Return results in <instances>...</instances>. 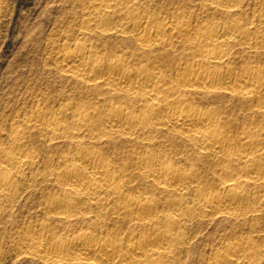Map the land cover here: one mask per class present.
<instances>
[{
	"label": "bare ground",
	"instance_id": "obj_1",
	"mask_svg": "<svg viewBox=\"0 0 264 264\" xmlns=\"http://www.w3.org/2000/svg\"><path fill=\"white\" fill-rule=\"evenodd\" d=\"M236 1L217 0L210 5L232 15ZM89 3L83 16L93 30L128 35L143 51L179 47L190 51L204 67L181 68L178 83L166 87L167 78L144 66L130 67L125 58L111 59L104 65L97 60L95 50L84 43L60 52V66L66 75L91 90L104 87L111 96H125L138 105L141 113L134 114L127 107L110 103L103 114L95 108L76 106L61 108L56 113L38 111L31 116L35 126L32 128L38 126L50 142L72 144V149L55 160L56 165L51 164L45 170V175L61 191L49 202L52 215L68 221L85 219L91 230L59 237L50 225L40 223L28 230L16 247L50 264H173L188 243L183 230L195 215L239 220L252 212L251 203L260 200L246 186L264 187V124L260 122L259 127L254 124L256 128L248 129L233 141L224 134L215 114L195 110L180 95L181 91L221 90L248 97L264 86V78L257 77L255 71L247 69L236 74L222 63L227 48L224 44L236 42L238 37L247 38L250 31L236 19L200 26L199 22L191 23L180 15L158 23L131 9L138 0H89ZM258 21L264 31V17ZM18 130L12 127L14 150L0 149V200L12 201L16 197L12 172L19 173L36 158L26 149ZM159 133L179 136L208 160L224 159L220 168L223 177L219 174L218 179L223 191L199 190L195 170L175 168L165 153L156 150L159 153L155 154L151 150L152 153L136 155L133 159L136 167L132 170L167 195L166 205L159 206L158 201L148 196L131 195L127 191L126 172L115 171L117 167L105 157L109 145L114 140L127 139L151 149L154 136ZM104 142L107 145L102 146ZM190 191L193 197L189 205L182 196ZM109 221L111 231L96 230ZM253 256L249 244L235 242L225 245L209 264H251Z\"/></svg>",
	"mask_w": 264,
	"mask_h": 264
},
{
	"label": "rangeland",
	"instance_id": "obj_2",
	"mask_svg": "<svg viewBox=\"0 0 264 264\" xmlns=\"http://www.w3.org/2000/svg\"><path fill=\"white\" fill-rule=\"evenodd\" d=\"M216 1L138 0L131 9L158 23L182 15L191 23L199 22L200 26L228 23L232 19L244 26L246 24L245 28L250 31L247 38L238 37L236 42L224 44L228 49L222 58L223 66L236 74L252 70L257 77L264 78V31L258 26V20L264 17V0H237L232 15L210 5ZM89 5V0H0V149L14 150L11 132L12 127H16L20 129V137H24L26 149L36 157L32 163L23 166L21 173L12 172L17 186L16 197L12 201L0 200V264H50L16 247L21 237L40 223L50 225L54 235L59 237L91 230L85 219L68 221L54 217L49 209V202L61 191L45 175V170L51 164L56 165L55 160L72 149V144L70 141L52 143L38 126V129L32 128L35 126L31 118L36 112L56 113L61 108L82 106L89 110L95 108L103 114L110 103H115L133 110L134 114L141 113L138 105L125 96H111L104 87L91 90L66 75L60 66V52L73 50L77 43H84L95 50L97 60L104 65L111 59L125 58L130 67L144 66L148 71L167 78L166 87L178 83L181 68L204 67L190 51L182 48L143 51L129 40L128 35L114 31L101 34L93 30L83 16L84 8ZM180 93L195 110L203 113L210 110L215 114L224 134L233 141L248 129L264 124V86L253 90L248 97L221 90ZM254 124L258 126L254 127ZM154 138L151 149L127 139H117L109 145L105 157L108 156L117 167L115 171L126 172L127 191L131 195L148 196L158 201L159 206L166 205L167 195L152 181L137 176L132 170L136 167L133 160L136 155L151 150L155 154L161 150L175 168L195 170L199 190L223 191L218 179L223 177L220 168L224 159L212 161L201 157L198 148L171 133H159ZM104 145L107 143H102ZM156 150L159 151L156 153ZM246 188L256 197L259 195V202L250 204L252 212L239 220L195 215L196 218L194 216L183 230L188 243L182 247L181 255L173 264H209L225 245L235 242L247 243L252 248L251 264H264V187L250 184ZM192 197L190 191L182 199L190 205ZM112 229L110 221L96 228L103 233Z\"/></svg>",
	"mask_w": 264,
	"mask_h": 264
}]
</instances>
